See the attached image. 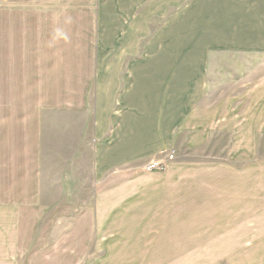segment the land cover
<instances>
[{
  "label": "crops",
  "instance_id": "obj_1",
  "mask_svg": "<svg viewBox=\"0 0 264 264\" xmlns=\"http://www.w3.org/2000/svg\"><path fill=\"white\" fill-rule=\"evenodd\" d=\"M44 17L70 37L61 44L44 35L50 24H34L30 46L18 38L16 92L31 108L13 110L17 141L0 170L3 197L18 206L22 198L38 206L43 197L92 198L83 211L93 206L98 231L111 212L113 227L143 233L144 243L158 237L167 260L182 255L185 230L224 211L217 207L251 202L247 191L217 187L209 153L233 131L244 136L240 149L251 148L249 123L264 132L262 120H248L264 80L247 95L246 76L213 68L217 58L264 54V0H95L94 12ZM172 149L165 170L142 172Z\"/></svg>",
  "mask_w": 264,
  "mask_h": 264
},
{
  "label": "rangeland",
  "instance_id": "obj_2",
  "mask_svg": "<svg viewBox=\"0 0 264 264\" xmlns=\"http://www.w3.org/2000/svg\"><path fill=\"white\" fill-rule=\"evenodd\" d=\"M94 6L95 0H0V170L10 158L11 144L17 141L19 120L13 110L31 108V100L23 99L28 94L16 92L19 36L30 46L34 24L39 30L50 24L44 35L63 44L70 35L62 29L52 31L54 23L62 22L44 20V16L94 12ZM214 62L215 72L246 76L247 95L257 88L258 79L264 80V54L232 55ZM231 86L233 92L240 91L235 83L222 87L226 90ZM258 92L263 97L261 106L256 115L249 114L248 120L255 122L258 117L264 129V83ZM245 103L241 101L242 106ZM233 122L232 129L239 128L234 114ZM254 127L249 123L247 140L251 148L240 149L244 136L239 139L241 133L233 131L215 138L209 153L215 161L217 187L247 191L251 202L238 208L228 207L226 202L217 207L224 210L217 218L204 223L207 227L185 230L184 249L178 260L166 259L158 237L150 242L146 238L148 242L144 243L143 233L140 236L136 231L133 237L131 230L113 227L111 212L104 213V228L98 231L92 198L43 197L39 206L22 198L18 206L13 198L3 197L0 188V264H264V132H255ZM244 153L246 163L239 161ZM159 157L148 159L144 165ZM144 165L142 172H146ZM191 184L196 183L186 181L185 188ZM83 200L89 201L91 211H83ZM118 216L116 213L113 217L116 222Z\"/></svg>",
  "mask_w": 264,
  "mask_h": 264
},
{
  "label": "built area",
  "instance_id": "obj_3",
  "mask_svg": "<svg viewBox=\"0 0 264 264\" xmlns=\"http://www.w3.org/2000/svg\"><path fill=\"white\" fill-rule=\"evenodd\" d=\"M175 158V151L170 150L164 157L152 159L144 165L146 172L163 171L167 167V163Z\"/></svg>",
  "mask_w": 264,
  "mask_h": 264
}]
</instances>
